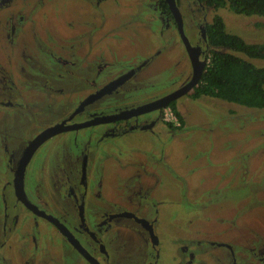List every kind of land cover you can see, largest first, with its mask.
Instances as JSON below:
<instances>
[{
	"label": "flooded vegetation",
	"instance_id": "1",
	"mask_svg": "<svg viewBox=\"0 0 264 264\" xmlns=\"http://www.w3.org/2000/svg\"><path fill=\"white\" fill-rule=\"evenodd\" d=\"M128 1L143 11L142 22L154 23L147 28L160 27L161 36L169 33L167 43L130 52L110 41L109 29L99 36L93 23H66L65 35L47 29L56 39L33 34L20 46L21 14L33 2L42 7L44 0H0V26L12 38L5 56L8 64L13 56L17 60L10 70L0 62V264H162L158 234L161 213H167L161 207L171 201L157 194L163 178L155 173L153 143L126 154L100 144L134 130L155 134L158 125L175 129L167 110L178 127L184 126L185 118L180 121L171 105L179 110L190 97L200 106L207 97L197 96L196 90L213 51L208 27L218 14L209 20L208 11L217 9L202 0ZM134 30L138 35L132 44H137L145 39V25L135 24ZM178 40L188 68L171 78L158 67L172 57ZM197 75L190 90L165 106L155 105ZM59 102L67 107L62 113ZM22 129L30 134L17 146ZM241 181L244 186L228 188L225 198H234L231 190H247L252 206L264 212V185ZM166 218L173 221L172 214ZM253 230L242 247L218 230H189L182 234L189 238L185 243L174 242L188 264H264V232ZM187 244L194 249H186ZM218 248L223 259L213 253Z\"/></svg>",
	"mask_w": 264,
	"mask_h": 264
},
{
	"label": "rangeland",
	"instance_id": "2",
	"mask_svg": "<svg viewBox=\"0 0 264 264\" xmlns=\"http://www.w3.org/2000/svg\"><path fill=\"white\" fill-rule=\"evenodd\" d=\"M89 1L92 0H44L42 7L39 6L40 2L29 4L21 14L25 24L18 44L20 46L25 44L26 39L33 34L44 40L56 39L48 34L47 29H57L65 35L66 23L82 26L93 23V26H96L93 29L99 36L104 35L105 30L109 29L107 33L110 41L113 39L115 42V39L130 52H148L153 47L156 50L157 46L169 41V33L164 32V36H161L160 27L147 28V25L154 23L142 22L146 20L141 16L143 11L138 6H131L128 0H99L100 5H90ZM215 14L224 18L229 33L236 34L249 43L264 42L262 17H247L235 14L228 8H220L210 9L207 18L212 20ZM135 24L145 25L146 32L143 34L146 36L143 41L132 44L131 38L138 35L134 30ZM24 30L26 32L22 34ZM8 41H12L11 36L0 26V62L10 70L17 60L13 59L15 51H12L13 58L8 64L5 56ZM181 44L179 40L175 42L171 47L172 57L158 67L164 69L162 72H167L171 78L188 68V60L182 55ZM13 49L16 50V47ZM26 51L31 54L32 49L28 47ZM252 62L257 67L264 68V60ZM201 103L203 107L188 97L179 104V112L186 121L182 127H178L179 122L171 117L170 111L167 110L165 112L167 121L174 123L175 129L158 125L155 134L150 131L134 130L125 136L109 139L100 144L104 145L103 149L110 148L120 154H126L136 148L149 147L153 143L155 173L163 178L157 194L158 196L162 194L163 199L168 198L171 201L170 204L161 207L165 209L163 212L167 213L164 216L161 213V232L158 234L162 264L189 263L180 246L174 242L180 239L185 243L189 238L182 234L189 230L200 231L202 234H205V231L218 230L222 235L230 236V243L237 247H242L250 241L253 229L264 232V212L252 206L247 190L235 188L236 191L231 190L234 198H225L229 195L226 194L228 188L244 186L242 178L264 185V109L253 110L208 97L203 98ZM193 104L198 109H195ZM57 105L61 108V113L67 109L63 102ZM251 117L254 120H251ZM241 120L243 121L240 122ZM21 132L23 133L16 134L17 146H20L30 134L29 129H22ZM174 168H181L182 171L178 174L173 173L170 170ZM186 187L188 192L184 191ZM194 212L197 213L189 215ZM170 213L173 221L166 218L167 215L171 216ZM178 229L182 233L177 231ZM185 246L186 249H194L192 244ZM201 248L197 247L196 251H201ZM213 253H220L223 259L221 248L215 249ZM200 255L209 257L202 252Z\"/></svg>",
	"mask_w": 264,
	"mask_h": 264
},
{
	"label": "trees",
	"instance_id": "3",
	"mask_svg": "<svg viewBox=\"0 0 264 264\" xmlns=\"http://www.w3.org/2000/svg\"><path fill=\"white\" fill-rule=\"evenodd\" d=\"M214 9L228 8L238 15L264 19V0H202ZM208 27L213 47L210 62L197 88V96L221 99L240 106L264 109V68L253 60H264V42L249 43L227 32L224 19L216 15ZM172 111L182 121V115L172 104Z\"/></svg>",
	"mask_w": 264,
	"mask_h": 264
},
{
	"label": "water",
	"instance_id": "4",
	"mask_svg": "<svg viewBox=\"0 0 264 264\" xmlns=\"http://www.w3.org/2000/svg\"><path fill=\"white\" fill-rule=\"evenodd\" d=\"M171 3H173L172 1H171ZM172 5V4H171ZM181 33H182V37H183V39H184V41H185V43H186V45H187V48H188V50L189 51H191V50H193L192 48H191V46L189 45V43L187 42V39H186V37H185V35H184V32H183V28L181 27ZM200 77H201V75H197L196 77H195V79L192 81V83L189 85V86H187L185 89H183L182 91H180V92H178V93H176V94H174V95H171V96H169V97H167V98H165V99H163V100H161V101H159V102H157V103H155V105H159L160 107L161 106H165V105H167V104H169L171 101H173V100H175V99H177L178 97H180L182 94H184L187 90H190L196 83H197V81L200 79ZM138 113H136V114H141V111H137ZM53 130H56V129H53Z\"/></svg>",
	"mask_w": 264,
	"mask_h": 264
},
{
	"label": "built area",
	"instance_id": "5",
	"mask_svg": "<svg viewBox=\"0 0 264 264\" xmlns=\"http://www.w3.org/2000/svg\"><path fill=\"white\" fill-rule=\"evenodd\" d=\"M171 117H172V114H171Z\"/></svg>",
	"mask_w": 264,
	"mask_h": 264
}]
</instances>
